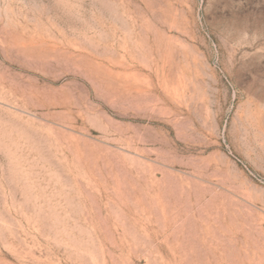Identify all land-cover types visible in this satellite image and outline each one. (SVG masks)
Wrapping results in <instances>:
<instances>
[{
  "label": "rangeland",
  "instance_id": "1",
  "mask_svg": "<svg viewBox=\"0 0 264 264\" xmlns=\"http://www.w3.org/2000/svg\"><path fill=\"white\" fill-rule=\"evenodd\" d=\"M0 264H264V0H0Z\"/></svg>",
  "mask_w": 264,
  "mask_h": 264
}]
</instances>
